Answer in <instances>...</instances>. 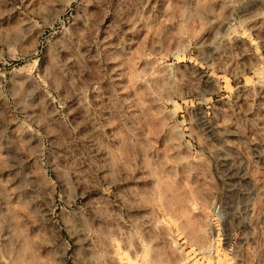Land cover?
I'll list each match as a JSON object with an SVG mask.
<instances>
[{"label": "rangeland", "instance_id": "374dc122", "mask_svg": "<svg viewBox=\"0 0 264 264\" xmlns=\"http://www.w3.org/2000/svg\"><path fill=\"white\" fill-rule=\"evenodd\" d=\"M0 264H264V0H0Z\"/></svg>", "mask_w": 264, "mask_h": 264}, {"label": "built area", "instance_id": "2783aa9c", "mask_svg": "<svg viewBox=\"0 0 264 264\" xmlns=\"http://www.w3.org/2000/svg\"><path fill=\"white\" fill-rule=\"evenodd\" d=\"M219 209V204H217L216 206H215V210H218Z\"/></svg>", "mask_w": 264, "mask_h": 264}]
</instances>
